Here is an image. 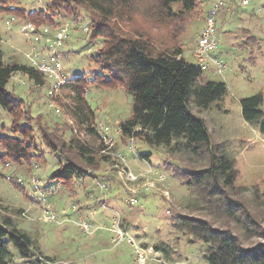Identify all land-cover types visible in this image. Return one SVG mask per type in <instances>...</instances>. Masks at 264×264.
<instances>
[{
	"label": "rangeland",
	"instance_id": "rangeland-1",
	"mask_svg": "<svg viewBox=\"0 0 264 264\" xmlns=\"http://www.w3.org/2000/svg\"><path fill=\"white\" fill-rule=\"evenodd\" d=\"M211 1L206 0L198 9L185 10L173 4L167 10L159 0H116V15L108 21V30L116 37L142 40L153 54L182 50L186 60L196 63L195 49ZM52 2L5 0V5L17 3L27 10L42 9L50 14L53 11L47 6ZM234 2L233 9L224 14L225 5L215 18L216 55L225 67L221 73L212 68L205 71L207 79L225 83L226 94L218 106L214 103L205 110H191L204 120L211 142L234 159L237 176L233 198L245 204L264 230V131L244 121L240 107L242 98L260 94V109L264 111V8L261 0ZM75 13L83 25L56 14L55 26L35 25L36 33L29 38L21 31L24 22L0 10L4 62L34 67L35 55L48 56L54 50L49 43H53L55 53L67 54L61 59L66 78L81 72L85 78L92 77L98 67L89 56L102 43H87L85 33L92 14L81 6ZM60 28H65V38L57 44L54 37ZM43 75L45 84L38 87L25 75L13 74L6 88L21 105L15 116L0 108V136L22 138L15 131L23 124L32 132V137L22 140H30L32 152L25 160L2 155L6 151L0 144V222L8 217L33 242L32 256L26 260L8 242L9 264H32V260L35 264H206L205 245L173 231L170 222L176 214L205 218L214 228L228 229L245 248L264 242L261 237H247L235 221L213 216L197 203L199 197L182 171L204 168L205 158L170 154L162 146L151 147L120 133L118 124L128 117L132 104L123 83L87 85L86 100L96 126V132L89 134L72 116V91L61 87L56 96L50 94L53 79ZM40 127L57 138L58 144L74 137L98 152L96 166L87 168L95 176L73 177L69 184L51 179L66 160L45 146ZM66 154L86 167L74 152ZM253 187L259 195L253 194ZM118 230L124 237L119 242ZM155 244H161L163 251L156 250Z\"/></svg>",
	"mask_w": 264,
	"mask_h": 264
},
{
	"label": "trees",
	"instance_id": "trees-1",
	"mask_svg": "<svg viewBox=\"0 0 264 264\" xmlns=\"http://www.w3.org/2000/svg\"><path fill=\"white\" fill-rule=\"evenodd\" d=\"M2 1L4 5L0 6L1 11L11 14L12 18L21 22L30 21L36 26L47 23L55 26L56 14L81 26L83 19L75 13V8L81 6L90 12L92 18L90 17L91 20L87 23L89 32L85 35L89 45L101 40V48L89 56V61L98 67V71H94L90 78H85L84 72L72 75L66 78L62 85L72 91L74 120L85 125L89 134L95 133L94 112L86 100L87 85L94 82L102 87H110L115 83H123L125 92L132 98V104L128 117L118 124L120 133L130 140L137 139L151 147L162 146L170 154L185 153L195 158H205L204 168L182 171L183 176H187L186 183L199 197L200 201L197 199V203H200V207L209 209L213 216L224 215L235 221L247 237L264 239V230L256 216L248 211L242 201L233 198L237 176L234 159L224 153L218 144L211 142L204 120L191 110L192 107L205 110L212 104L219 103L227 91L224 82L207 79L204 70L183 57L182 50L153 54L147 43L142 40L116 37V34L110 32L112 30H108V21L116 15V0H53L47 6L53 11L50 14H46L42 9L27 10L18 6L17 1L14 5H5V0ZM221 1L218 12L224 9L222 7L225 5L227 8L223 11L224 14L233 9L234 0ZM159 2L167 10L173 4L191 10L198 9L206 0ZM57 56L61 62L67 54ZM62 70L64 72L63 68ZM15 73L25 75L28 81L38 87L45 84L44 75L34 67L4 62L0 36V108L10 116L17 113L16 110L21 105L20 100L13 98V93L6 88ZM262 101L260 94L240 100L242 119L257 126L259 131H264V111L260 109ZM20 126L15 133H19L22 138L1 135L0 144L6 151L2 155L25 160L31 157L32 152L30 140L27 138L29 142L24 143L22 140L29 135L32 137V132L29 125ZM43 129L40 127L39 132L45 146L53 152H59L66 160L59 164L51 179L57 183L69 184L73 177L95 176V173L91 175L87 168L96 166L98 152L86 142L74 137L66 144H58L57 138ZM68 152H74L86 167L79 166L75 160L69 158L66 154ZM252 192L259 195L257 187H253ZM170 225L173 231L193 237L205 245L203 258L206 264H264V242H257L245 248L236 234L228 229L214 228L205 218L176 214L173 215ZM193 238L188 240L191 242ZM8 242L17 249L22 259L26 260L32 256L31 238L5 217L0 222V264H9ZM159 245L155 244L154 248L163 251V247ZM35 262L37 261L32 260L31 263Z\"/></svg>",
	"mask_w": 264,
	"mask_h": 264
},
{
	"label": "built area",
	"instance_id": "built-area-1",
	"mask_svg": "<svg viewBox=\"0 0 264 264\" xmlns=\"http://www.w3.org/2000/svg\"><path fill=\"white\" fill-rule=\"evenodd\" d=\"M248 0H241L242 4H246ZM262 1V7L264 8V0ZM221 0H215L211 3L210 8L207 10L204 18V26L200 32L198 38V44L195 49L196 64L201 70H208L212 68L216 73H221L224 69V63L217 57L216 51L218 50V40L216 34L215 18L218 13L219 7L221 6ZM21 31L25 36L32 38L36 33V27L31 22H24ZM65 38V28H60L57 37H54V41L60 42ZM50 47H53L52 52L48 55L36 54V59L32 60L33 66L36 70L42 74L51 76L53 79L50 94L56 96L65 83L66 76L62 70L61 62L55 53V46L53 43H49ZM52 96V97H54ZM117 242L121 241L123 232L118 230Z\"/></svg>",
	"mask_w": 264,
	"mask_h": 264
}]
</instances>
